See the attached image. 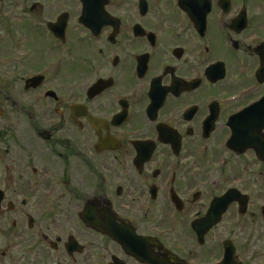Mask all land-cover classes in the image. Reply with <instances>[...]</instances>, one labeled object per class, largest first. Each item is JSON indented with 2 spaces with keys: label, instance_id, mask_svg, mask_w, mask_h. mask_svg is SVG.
<instances>
[{
  "label": "flooded vegetation",
  "instance_id": "1",
  "mask_svg": "<svg viewBox=\"0 0 264 264\" xmlns=\"http://www.w3.org/2000/svg\"><path fill=\"white\" fill-rule=\"evenodd\" d=\"M262 43L264 0H0V264H264Z\"/></svg>",
  "mask_w": 264,
  "mask_h": 264
},
{
  "label": "water",
  "instance_id": "2",
  "mask_svg": "<svg viewBox=\"0 0 264 264\" xmlns=\"http://www.w3.org/2000/svg\"><path fill=\"white\" fill-rule=\"evenodd\" d=\"M241 128L243 129V131L246 135V131L249 129V126L248 125H241ZM239 134H241V133H239ZM156 264H158V263H156Z\"/></svg>",
  "mask_w": 264,
  "mask_h": 264
},
{
  "label": "rangeland",
  "instance_id": "3",
  "mask_svg": "<svg viewBox=\"0 0 264 264\" xmlns=\"http://www.w3.org/2000/svg\"><path fill=\"white\" fill-rule=\"evenodd\" d=\"M253 182H255V181H253Z\"/></svg>",
  "mask_w": 264,
  "mask_h": 264
}]
</instances>
